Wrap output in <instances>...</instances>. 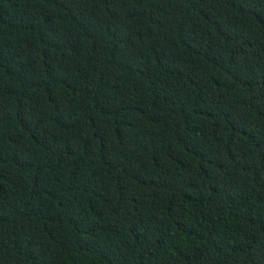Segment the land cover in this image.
Segmentation results:
<instances>
[{"label": "trees", "instance_id": "obj_1", "mask_svg": "<svg viewBox=\"0 0 264 264\" xmlns=\"http://www.w3.org/2000/svg\"><path fill=\"white\" fill-rule=\"evenodd\" d=\"M0 264H264V0H0Z\"/></svg>", "mask_w": 264, "mask_h": 264}]
</instances>
